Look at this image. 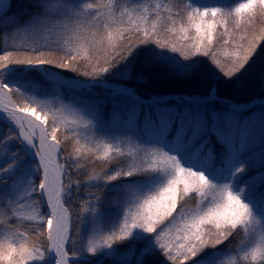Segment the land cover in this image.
Here are the masks:
<instances>
[{"label": "snow or ice", "instance_id": "6c2138e0", "mask_svg": "<svg viewBox=\"0 0 264 264\" xmlns=\"http://www.w3.org/2000/svg\"><path fill=\"white\" fill-rule=\"evenodd\" d=\"M260 17L264 0H0V264H264V100L221 92L264 88ZM157 76L205 89L127 84Z\"/></svg>", "mask_w": 264, "mask_h": 264}, {"label": "trees", "instance_id": "16d2710c", "mask_svg": "<svg viewBox=\"0 0 264 264\" xmlns=\"http://www.w3.org/2000/svg\"><path fill=\"white\" fill-rule=\"evenodd\" d=\"M204 2L212 3V2H218V0H204ZM261 21H264V17H260ZM264 26V24L257 23L254 28L252 29L253 32H259V29ZM257 69L261 67V62L258 61L256 65ZM64 75V77L72 78L74 74L72 73H63V70H54ZM32 79L37 82V84L41 83L43 81L42 75L39 73H33ZM128 86H135L138 87L139 90L142 93L148 94V93H159V94H167V95H182L184 94H198L204 91L205 85L199 83V82H191V83H182V82H176L167 79L163 76H157L150 84L148 85H136L135 81H128ZM36 92L40 95L46 94L43 89L40 87H35ZM264 90L260 85L253 83L251 86L246 85L242 90H227L222 89V96L224 97H231L234 100H240V101H247V100H259L261 98L260 93ZM52 94V93H47ZM64 95L67 97L69 94L67 92L64 93ZM67 101V100H66ZM259 106V105H257ZM96 171H100V168L97 167ZM224 257L227 258L228 252L223 253ZM107 264H112L111 262H107Z\"/></svg>", "mask_w": 264, "mask_h": 264}, {"label": "rangeland", "instance_id": "374dc122", "mask_svg": "<svg viewBox=\"0 0 264 264\" xmlns=\"http://www.w3.org/2000/svg\"><path fill=\"white\" fill-rule=\"evenodd\" d=\"M23 39H24V37H19L18 39H17V41H16V43H22L23 42ZM29 93L30 94H34V95H36V97L38 98V99H44V98H49L52 94H42V95H40V94H38L37 92H36V89L35 88H30L29 89ZM67 102V101H66ZM112 262V261H111ZM113 263V262H112Z\"/></svg>", "mask_w": 264, "mask_h": 264}]
</instances>
